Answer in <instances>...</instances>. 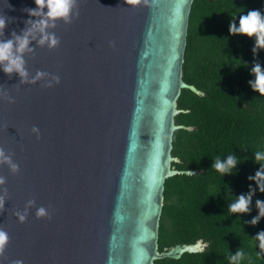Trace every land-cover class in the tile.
<instances>
[{"label": "water", "instance_id": "obj_1", "mask_svg": "<svg viewBox=\"0 0 264 264\" xmlns=\"http://www.w3.org/2000/svg\"><path fill=\"white\" fill-rule=\"evenodd\" d=\"M192 1L75 0L67 20L46 26L58 40L49 46L34 0H0V41L29 40L26 77L0 66V148L18 165L0 162V264H153L200 252L201 240L158 251L164 180L194 173L171 167L178 96L199 93L182 79ZM41 206L48 215L37 217Z\"/></svg>", "mask_w": 264, "mask_h": 264}, {"label": "trees", "instance_id": "obj_2", "mask_svg": "<svg viewBox=\"0 0 264 264\" xmlns=\"http://www.w3.org/2000/svg\"><path fill=\"white\" fill-rule=\"evenodd\" d=\"M250 9L264 12V0H193L188 18L182 79L199 93L183 88L174 117L182 128L173 132L171 167L192 174H175L163 183L158 226V251L201 240L204 251L179 258L155 259L153 264H232L241 248L240 264H264V250L255 237L264 230L256 201L264 191L249 179L260 169L256 151H264V96L249 81L255 63L264 69V48L255 38L230 33L229 23ZM235 14V16L233 15ZM237 158L228 173L213 168L220 157ZM252 191L248 211L233 213L229 205Z\"/></svg>", "mask_w": 264, "mask_h": 264}, {"label": "clouds", "instance_id": "obj_3", "mask_svg": "<svg viewBox=\"0 0 264 264\" xmlns=\"http://www.w3.org/2000/svg\"><path fill=\"white\" fill-rule=\"evenodd\" d=\"M129 3H137L138 0H128ZM36 8L30 9L29 11L34 15H41L42 18L36 22L39 30L43 33L40 39V43L43 44L45 41L48 42L49 46H55L58 42L55 34L45 32L46 26L51 21L53 24L56 20H67L71 13L73 4L75 0H34ZM46 9V11H44ZM235 16V14H233ZM4 19L0 18V28L4 26ZM229 32L241 34L249 38H255L254 51L256 48H264V12L259 9H250L247 12H242L239 15L238 24L235 20L229 23ZM29 40L27 35L17 36L15 40L9 39L6 41H0V66L6 73H11L13 71L17 72L22 78L27 76L26 69L24 68V61L22 53L28 47ZM15 49V50H14ZM254 73V79L249 81L252 89L259 93V95L264 96V69H262L259 63H255L251 69ZM44 75L41 72L37 73V77ZM58 79V78H57ZM33 132H37L38 129L33 126ZM255 160L261 162L260 169L254 174V176L249 177L256 181L257 189L259 191H264V151L255 152ZM0 162L8 163L13 171L18 168V165L11 161V157L5 155L3 148H0ZM238 160L232 155H228L226 161H221L220 157H217L214 161L213 168L216 169L221 174L228 173L237 164ZM4 183V177L0 176V184ZM252 191L247 195L240 194L236 197L233 202L229 205V210L233 213H244L248 211V205L250 203ZM29 204L32 201L28 202ZM3 206V198H0V207ZM256 206L258 208V216L251 220V223L255 224L260 216H264V202L257 200ZM37 217L47 216V210L41 206L36 210ZM18 220L23 222L26 219L24 213H17ZM7 232L0 228V253L5 249L8 242ZM255 240L258 241V247L264 250V230L257 233ZM207 245L199 248V251H204ZM245 253L239 248L235 254L230 255L229 259L232 264H240L244 259ZM12 264H23V260L16 259L12 261Z\"/></svg>", "mask_w": 264, "mask_h": 264}]
</instances>
